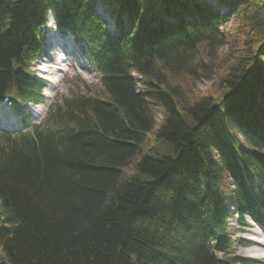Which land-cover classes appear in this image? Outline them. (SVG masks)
<instances>
[{"label": "trees", "instance_id": "1", "mask_svg": "<svg viewBox=\"0 0 264 264\" xmlns=\"http://www.w3.org/2000/svg\"><path fill=\"white\" fill-rule=\"evenodd\" d=\"M103 1L116 32L93 0H0V97L42 100L29 62L49 11L104 92L76 79L0 133V264H213L233 253L223 200L250 210L249 175L264 199V0Z\"/></svg>", "mask_w": 264, "mask_h": 264}, {"label": "rangeland", "instance_id": "2", "mask_svg": "<svg viewBox=\"0 0 264 264\" xmlns=\"http://www.w3.org/2000/svg\"><path fill=\"white\" fill-rule=\"evenodd\" d=\"M218 8H220V11L221 12H226L227 7L225 6H219ZM111 19L108 17V25L110 27H112V24H111ZM51 25V22H49V24L47 25V30H43V36L45 34V44L47 43V51L50 52V54H53V56L57 55V56H60L63 54V52H65L66 50L64 49V46H59V45H56L54 44L57 40V34L56 31L50 26ZM228 25H225L223 29H228ZM52 42L50 46H48V42ZM65 47L67 48V50H70L72 49L71 47H67L65 45ZM65 57H67V54L65 55ZM42 59H45V57L43 56H39L37 58V61L35 63L36 65V69L38 67H41V61ZM58 65L60 66V68H62L63 70H66V72H60L59 75L57 74L54 78H55V82H56V85L57 87L54 88V89H51V87H48L47 89L48 90H44L48 95L52 94L53 96H57V95H67L69 93V91L71 89H73V86H72V79H75L78 78V79H81V80H84L88 85L91 86V91L94 92V91H97V93L101 94V97L104 96V92L102 90V88L100 87V84H98V77L95 76L94 72L90 69V68H86L83 69L80 64L78 63H69V62H62V63H58ZM36 71V70H35ZM54 69H49V72H53ZM48 72V73H49ZM66 73V74H65ZM36 74L39 75V76H44L46 78H50L47 76V74H41L39 73L38 71H36ZM77 74L79 76H77ZM179 80L180 82H183V79H177ZM212 84L211 80H199L198 82H196L195 84H193V86L195 87L193 89V87H191L192 91L194 93H197L199 95H203L205 92H208L209 89H210V85ZM56 89V90H55ZM43 91V92H44ZM191 91V92H192ZM30 107V106H29ZM27 107V111L29 113H32L36 116L37 120L34 119L35 122L37 121H40L43 117V108H41V110H38L37 108H29ZM154 115V118H155V121L156 123H158L160 120H161V113L159 112V110H155V112L153 113ZM150 137V135L148 136V138ZM255 230H260L259 228H256ZM261 231V230H260ZM255 233V231L250 228L247 233L245 232V234L249 235V236H252L253 234ZM245 236V235H244ZM237 238V234L236 236H234V239ZM241 249L237 246L236 247V255L238 253H240L241 255H243V253L245 251H250L251 249L249 250H243L242 252H239ZM246 255V254H245ZM248 256V255H246ZM246 256H243V257H246Z\"/></svg>", "mask_w": 264, "mask_h": 264}, {"label": "bare ground", "instance_id": "3", "mask_svg": "<svg viewBox=\"0 0 264 264\" xmlns=\"http://www.w3.org/2000/svg\"><path fill=\"white\" fill-rule=\"evenodd\" d=\"M51 59L52 57H49ZM48 65H51V61H47ZM47 99L49 96L45 93ZM254 247L251 248L250 251H245L243 255H248L256 259V261L260 264H264V238H258V234L256 233V237H254ZM240 254V253H239ZM241 255V254H240Z\"/></svg>", "mask_w": 264, "mask_h": 264}]
</instances>
